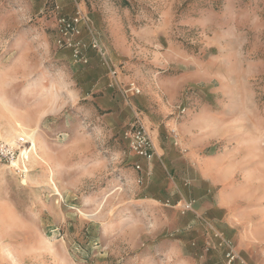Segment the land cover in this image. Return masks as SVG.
I'll return each mask as SVG.
<instances>
[{"label": "rangeland", "instance_id": "rangeland-1", "mask_svg": "<svg viewBox=\"0 0 264 264\" xmlns=\"http://www.w3.org/2000/svg\"><path fill=\"white\" fill-rule=\"evenodd\" d=\"M78 8L114 87L93 48L82 64L56 43V16ZM131 83L139 94L122 91ZM169 98L178 120L211 109L194 124L209 151L264 189V0H0V141L36 134L27 160L0 161V264H211L215 249L224 264L212 236L202 244L177 208L143 197L123 138Z\"/></svg>", "mask_w": 264, "mask_h": 264}, {"label": "crops", "instance_id": "crops-1", "mask_svg": "<svg viewBox=\"0 0 264 264\" xmlns=\"http://www.w3.org/2000/svg\"><path fill=\"white\" fill-rule=\"evenodd\" d=\"M63 6L66 12L68 9ZM170 88L167 87L168 93ZM169 101L160 103V116L147 113L142 118L156 152L151 160L134 157V163L143 167L142 177L137 179H142L143 197L155 206L166 204L177 208L174 211L179 221L194 223L195 233L191 235H196L202 244L206 235L211 237V231L203 224L206 222L232 243L247 264H264L263 182L256 172L243 177L242 171L248 166H241L226 152L209 151L216 144L214 139L194 124L202 118L212 122L209 118L215 115L211 109L203 108L200 116L190 113L184 120H178L170 117L172 98ZM168 114V120L162 118ZM136 175L131 172V176ZM187 202L191 203V210L183 211L182 205ZM211 252L209 263L223 264L222 252L216 249Z\"/></svg>", "mask_w": 264, "mask_h": 264}, {"label": "built area", "instance_id": "built-area-1", "mask_svg": "<svg viewBox=\"0 0 264 264\" xmlns=\"http://www.w3.org/2000/svg\"><path fill=\"white\" fill-rule=\"evenodd\" d=\"M82 31L88 33V41H84L81 38ZM56 32L57 45L59 47L70 48L76 63H88V58L83 51L87 46L91 47L99 56L101 65L107 70L108 86L114 87L118 83V71L115 65L90 27L88 16L80 8L76 9L69 16L58 14L56 16ZM122 91L131 92V94L140 93V89L132 83L126 88H123ZM171 132L175 134L174 129ZM123 138L127 141L129 148L137 157L150 159L154 156L155 149L150 132L138 118H135V121L123 132ZM31 146L25 135H20L13 141H0V161L7 165H16L18 161L22 162L27 160L31 152ZM135 167L140 168L138 164ZM191 206L190 202L184 203L182 205L183 211L191 210ZM209 230L211 231L212 238L216 240L215 246L223 248L224 264H234L236 262L247 264L232 243L225 239L220 231L213 228H209ZM206 244L207 248L214 246V244L211 245V241H207Z\"/></svg>", "mask_w": 264, "mask_h": 264}, {"label": "bare ground", "instance_id": "bare-ground-1", "mask_svg": "<svg viewBox=\"0 0 264 264\" xmlns=\"http://www.w3.org/2000/svg\"><path fill=\"white\" fill-rule=\"evenodd\" d=\"M3 106V105H2ZM7 112V111H6ZM10 113V112H9ZM13 114V113H12ZM9 117V116H8ZM11 119V118H10ZM13 120V119H12ZM16 124V123H15ZM20 126V125H19ZM20 130L18 131L19 134H24L27 136L28 139H30V141L32 142V146L31 148H34L36 145H35V142H36V134H35V130L33 129H28L24 126H21V127H18ZM35 157V156H34ZM56 186V185H55ZM56 190V189H55Z\"/></svg>", "mask_w": 264, "mask_h": 264}]
</instances>
